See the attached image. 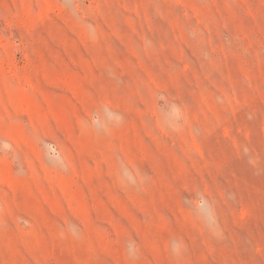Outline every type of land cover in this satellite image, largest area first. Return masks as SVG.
<instances>
[{"label": "rangeland", "instance_id": "obj_1", "mask_svg": "<svg viewBox=\"0 0 264 264\" xmlns=\"http://www.w3.org/2000/svg\"><path fill=\"white\" fill-rule=\"evenodd\" d=\"M0 264H264V0H0Z\"/></svg>", "mask_w": 264, "mask_h": 264}]
</instances>
